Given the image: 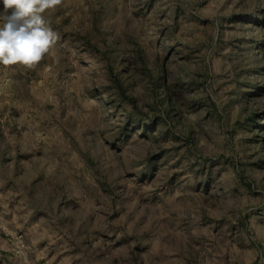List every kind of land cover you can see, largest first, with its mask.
<instances>
[{"label":"rangeland","instance_id":"374dc122","mask_svg":"<svg viewBox=\"0 0 264 264\" xmlns=\"http://www.w3.org/2000/svg\"><path fill=\"white\" fill-rule=\"evenodd\" d=\"M44 18L0 65V264H264V0Z\"/></svg>","mask_w":264,"mask_h":264},{"label":"clouds","instance_id":"9594fccd","mask_svg":"<svg viewBox=\"0 0 264 264\" xmlns=\"http://www.w3.org/2000/svg\"><path fill=\"white\" fill-rule=\"evenodd\" d=\"M63 0H3L0 17V65L35 68L47 55H55L60 40L57 31L44 18L48 10Z\"/></svg>","mask_w":264,"mask_h":264}]
</instances>
